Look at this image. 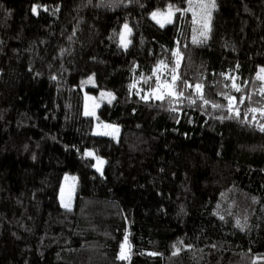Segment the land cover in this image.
<instances>
[{
    "label": "trees",
    "instance_id": "obj_1",
    "mask_svg": "<svg viewBox=\"0 0 264 264\" xmlns=\"http://www.w3.org/2000/svg\"><path fill=\"white\" fill-rule=\"evenodd\" d=\"M186 2L0 0V264H264V0H215L197 43L191 13L149 16ZM158 74L184 95L153 98Z\"/></svg>",
    "mask_w": 264,
    "mask_h": 264
},
{
    "label": "rangeland",
    "instance_id": "obj_2",
    "mask_svg": "<svg viewBox=\"0 0 264 264\" xmlns=\"http://www.w3.org/2000/svg\"><path fill=\"white\" fill-rule=\"evenodd\" d=\"M188 7V2H186V8ZM213 11V10H212ZM153 12H158L157 17L154 19L152 16ZM169 13V7H167L164 10H153L150 12L149 16L150 18L157 23L159 26L163 24V26L169 24L167 23V20L169 18L168 16ZM191 13V12H189ZM212 14V13H211ZM192 15V13H191ZM172 21L174 19V16H172ZM159 21V22H158ZM193 21V17H192ZM127 24V29H125L124 25ZM199 29L201 27L200 24H193L192 27V36L191 39L193 40V28ZM130 26L128 23H122L120 26L119 30V38H118V43L120 47L122 48H127L130 42ZM123 34V36H122ZM197 35V40L198 41H205L208 37L209 31L207 32V36L201 37L199 36L198 33H195ZM126 44V46H124ZM160 74H165V69L164 67L158 68V71L156 72ZM160 74L157 75L158 81L156 84V87L151 91L150 95L153 98H157V96L163 95H169V92L175 93L174 87H171L173 85V79L172 80H162L160 78ZM258 74L261 77H264V72H261V69L259 70ZM262 86H261V91L264 90V79H261ZM82 90L84 91V103H83V115L86 117H93L95 120L97 118V111L102 103H110L114 99V94L111 91L107 90H100L95 94H90L85 92L86 87H92L95 85L93 77H87L83 83ZM110 94V95H109ZM175 96V95H172ZM89 113L86 115L85 113ZM120 132V128L117 125L110 124V123H105V122H98L95 121L94 123V128H93V134L94 135H101V136H107L111 138H118ZM87 153H92V155H88L90 157L94 158V168L97 172L100 174L103 171V167L105 164V161L103 158L95 155V153L92 150H88ZM103 163H100V162ZM75 187H76V177L74 175L70 174H65L62 179V184L60 187V192H59V200L60 204L63 208L70 209L73 205V200H74V193H75ZM67 205V207H65Z\"/></svg>",
    "mask_w": 264,
    "mask_h": 264
},
{
    "label": "snow or ice",
    "instance_id": "obj_3",
    "mask_svg": "<svg viewBox=\"0 0 264 264\" xmlns=\"http://www.w3.org/2000/svg\"><path fill=\"white\" fill-rule=\"evenodd\" d=\"M187 2H188V7L184 8V9H181V8L176 7L174 5H169V13H168L169 18L167 20V23L172 22L171 18H172V16L175 15L176 12H179L181 15H183L185 12H191L192 17H193V21H192L193 24L194 25H196V24L201 25V27L199 29H197L195 27L193 28V32H194L193 43L202 42V41L197 40V35L195 33H198L199 36L206 38L207 32L210 31L211 13H212V10L216 8V2H215V0H187ZM32 10L35 13L36 7L34 6ZM157 15H158V12L152 13V16L154 19L157 17ZM161 26H163V24ZM124 27H125V29H127V27H128L127 24H125ZM122 36H123V34H122ZM124 46H126V44ZM174 55L178 56L179 53H174ZM178 66L179 65L177 64V67ZM173 71H175V69H173ZM261 72H264V69H261ZM257 78L258 79H264V77H261L259 74H258ZM172 79H173V82H175V81L179 80V76L174 75ZM184 83L186 84V82H184ZM171 87H174V83ZM233 87L236 89V91H240L239 86H237L236 84H233ZM196 88L199 90L202 88V85L197 84ZM262 92H264V90H262ZM168 94L169 95H176V96H183L184 95V93L182 91H179L176 93L169 92ZM157 99H164V96L163 95L157 96ZM231 99L234 100L235 98H231ZM248 99H250V97H248ZM244 101H245V97H241L239 103L242 104V103H244ZM204 103L207 104L208 101L205 100ZM213 107L220 108V107H222V105L213 104ZM229 111L230 112L232 111L231 107L229 108ZM249 111H251L253 113L260 111L261 114L264 115V108H261V109L250 108L244 114L245 120H247V115H248ZM85 114L88 115L89 113L86 112ZM236 115H239L238 109L236 110ZM227 118H231V117L229 116ZM255 119H256V117H255V115H253V120H255ZM258 126H259L261 131H264V124H259ZM86 155H92V153H86ZM100 163H103V162L101 161ZM65 207H67V205H65ZM239 224H240V222L237 221L238 226H239ZM126 242H127V237H125V243ZM178 252H179V248H177V251L174 252L173 254L175 255ZM119 258L120 259H126L127 258V255L125 252V244H121V253H120Z\"/></svg>",
    "mask_w": 264,
    "mask_h": 264
}]
</instances>
